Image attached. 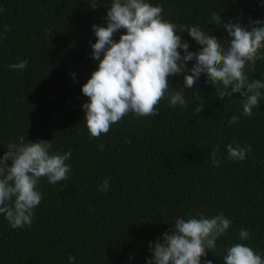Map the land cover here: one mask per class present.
I'll list each match as a JSON object with an SVG mask.
<instances>
[{"label":"trees","instance_id":"trees-1","mask_svg":"<svg viewBox=\"0 0 264 264\" xmlns=\"http://www.w3.org/2000/svg\"><path fill=\"white\" fill-rule=\"evenodd\" d=\"M107 2L98 0L93 9L92 0H0V157L21 135L72 152L69 179L55 185L40 179L43 199L31 227L13 229L0 215V264H69V255L74 264H147L149 243L172 229L175 218L220 211L232 226L202 264H223L234 243L264 255V99L252 117L243 116L239 94L221 101L202 74L194 89H185L187 108L170 107L166 97L156 106L158 116L129 113L107 134L90 137L82 107L89 98L81 89L98 68L92 25L106 26ZM149 2L163 6L166 20L196 25L225 47L228 33L211 20L213 12L244 25L264 20V0ZM182 40L189 51L200 47L187 31ZM20 60L28 61L24 70L7 67ZM255 67L249 79L264 80V60ZM169 83L170 90L183 87V75ZM197 97L206 101L201 113ZM233 116L240 119L230 125ZM233 142L251 145L245 160L228 159L226 146ZM214 148L222 154L218 168L209 156ZM104 180L109 190L97 191ZM241 228L250 240H239Z\"/></svg>","mask_w":264,"mask_h":264},{"label":"clouds","instance_id":"clouds-1","mask_svg":"<svg viewBox=\"0 0 264 264\" xmlns=\"http://www.w3.org/2000/svg\"><path fill=\"white\" fill-rule=\"evenodd\" d=\"M99 6L98 0H92L93 9ZM105 6L106 26L93 24L97 40L94 44L90 42L92 59L99 61L98 68L81 89L89 98L82 107L91 138L107 134L113 124L129 113L138 118L158 116L156 106L166 97L170 107L187 108L185 89H194L202 74L207 76L206 83L215 87L221 101L239 94L242 115L253 116V109L264 99V80H250L247 71L255 72L257 61L264 60V20L250 18L244 25L226 22L220 13L213 12L211 20L228 33L225 47L215 35L196 25H177L166 20L163 6L153 5L149 0H111ZM120 30L124 32L116 41L114 34ZM4 31H10L9 27L4 26ZM185 31L200 46L197 51H189V43L182 40ZM189 61H194L191 68ZM27 65V60H20L7 67L20 71ZM71 75L75 79L76 74ZM176 75H183L184 86L170 90L169 77ZM197 98L201 103L196 112L201 113L206 101ZM239 119L233 116L228 123L235 124ZM6 148L0 157V215L13 229L31 227L34 210L43 199L38 190L40 179L46 177L52 185L69 179L71 166L66 161L72 152L53 151L51 141L33 142L23 135L9 141ZM226 149L231 161H243L252 151L251 145L236 142L227 144ZM221 155L218 148L211 151L213 166L220 167ZM109 187V181L104 180L97 191L107 192ZM231 226L232 220L222 211L212 217L203 212L191 214L187 219L177 217L172 229L149 243L152 256L147 264H202L201 258H206L208 251L214 253L217 240ZM238 238L247 241L251 234L241 228ZM222 258L223 264H264V255L244 243L227 247ZM68 260L74 264L75 257L69 255ZM203 264L213 261L205 259Z\"/></svg>","mask_w":264,"mask_h":264}]
</instances>
